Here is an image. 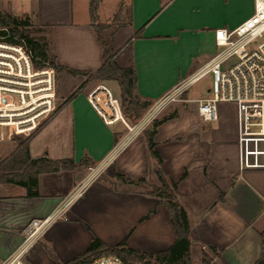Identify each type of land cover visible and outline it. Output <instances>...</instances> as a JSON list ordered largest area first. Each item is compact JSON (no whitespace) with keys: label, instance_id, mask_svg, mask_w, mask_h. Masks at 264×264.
Masks as SVG:
<instances>
[{"label":"crops","instance_id":"crops-1","mask_svg":"<svg viewBox=\"0 0 264 264\" xmlns=\"http://www.w3.org/2000/svg\"><path fill=\"white\" fill-rule=\"evenodd\" d=\"M227 2L221 0L224 6ZM239 2L232 0L233 7ZM248 2L252 7L235 21L205 15L201 0H34L23 7L30 20L38 18L37 26L49 36L50 54L64 68L57 72L71 80L69 91L81 88L72 96L69 91L63 94L56 113L28 139L31 160L73 164L56 173L39 174L32 188L38 197H28L20 185L0 181L4 188L11 185L19 191L3 188L0 193V257L17 250L31 220L57 211L61 216L32 244L26 257L29 264H57L51 252L58 261L69 263L96 237L109 248L125 241L127 248L152 255L174 245L169 212L149 193L161 183L145 136L165 109L151 122L149 113L214 54L216 30L233 29L253 14L254 0ZM95 25L106 27L103 41L107 33L118 46L112 52L115 64L135 72V94L147 103L136 123L123 111L125 123L106 125L88 103V94L99 85L115 86L121 99L117 82L94 76L105 67V48ZM205 87L199 99L206 97ZM184 97L188 107L157 128L154 150L162 159V175L178 183L176 194L191 225L192 264H201L202 252L210 248L217 250L218 264H256L264 253V138L241 142L237 108L230 104L219 105V120L210 128L198 117L199 99H191L189 93ZM83 161L102 170V178L89 176L88 166H80ZM117 174L144 180L150 188L124 183ZM81 184L85 186L80 195L68 203ZM65 241L70 242L69 248L60 250L57 245Z\"/></svg>","mask_w":264,"mask_h":264},{"label":"built area","instance_id":"built-area-1","mask_svg":"<svg viewBox=\"0 0 264 264\" xmlns=\"http://www.w3.org/2000/svg\"><path fill=\"white\" fill-rule=\"evenodd\" d=\"M3 1L26 3L34 0ZM214 42V54L197 72L158 100L148 120L153 121L172 103L184 101L191 87L205 81L206 97L196 101L197 114L203 122L219 120V105H234L240 141L264 138V0H254L253 14L237 27L216 30ZM87 100L106 125L125 123L120 101L106 86H97ZM58 102L56 70L49 63L37 67L36 58L26 42L12 40L9 31L0 29V143L14 137L29 139L34 136L56 113ZM89 170L97 174L95 168ZM84 186L77 187L68 203L80 195ZM61 214L57 211L46 218L31 220L23 230L22 244L8 257H0V264H29L26 257L32 244ZM89 264L127 263L117 256H102Z\"/></svg>","mask_w":264,"mask_h":264},{"label":"trees","instance_id":"trees-1","mask_svg":"<svg viewBox=\"0 0 264 264\" xmlns=\"http://www.w3.org/2000/svg\"><path fill=\"white\" fill-rule=\"evenodd\" d=\"M95 10L96 7L93 1L91 6V15L93 17V21L95 20ZM95 26L99 40L102 42L103 47L105 48V67L94 76L98 80L115 81L118 83L121 89L122 108L124 114L132 122L136 123L141 119L144 110L147 107V103L142 102L135 94L137 80L135 72L132 69H121L115 64L113 60L114 55H112L108 49V45L102 40L101 37V34L106 29V27L102 25ZM0 29H6L9 31L12 35V40L16 39L18 42H26L27 46L31 49L36 58L37 67H41L46 63H49V66L56 71L64 70V68L62 69L55 64L54 59L48 52V43L44 38L34 40L23 35L19 30L18 22L15 19H11L8 15L2 13L1 11ZM2 34L5 35L6 32L3 31ZM65 70L73 75L79 74L74 70ZM90 76L93 77V75ZM175 117L176 114H172L164 117L161 120H155L152 122L150 130L145 131L149 151L153 159L156 161L155 172L161 183L160 187H151L149 193L151 196L159 198L161 203L169 212L170 221L176 234V242L174 245L167 251L152 255L127 248L125 241L113 248H109L99 238L96 237L91 243L90 247L83 254L69 263H62L53 258L57 264H89L95 258L102 256H117L123 259L127 264H132L137 260L145 261L146 264H192L191 248L193 244L189 236L191 225L188 214L179 202L176 194L178 183L169 182L162 175L160 171L162 159L154 150V136L156 134L157 128L162 123ZM21 146L23 149L11 159H9L7 163H5V161L0 162V181H3L7 184L20 185L21 187L26 188L28 197H38V193H33L32 188H36L39 174L56 173L59 172L61 168H66L69 164H73L72 161L52 162L47 159L31 160L28 151V139L24 140V143ZM80 166H88V168L96 167L95 164H89L87 161H83ZM116 178L127 184H143L146 187H149L144 180L133 181L118 174L116 175ZM86 228L91 231L88 226H86ZM217 256V250L210 248L208 252H202L201 264H218L214 261L215 257ZM256 264H264V253L262 258Z\"/></svg>","mask_w":264,"mask_h":264},{"label":"rangeland","instance_id":"rangeland-1","mask_svg":"<svg viewBox=\"0 0 264 264\" xmlns=\"http://www.w3.org/2000/svg\"><path fill=\"white\" fill-rule=\"evenodd\" d=\"M228 1H230V4H229V2H227L228 4H226L224 6L221 3V0H220V2H216L215 4H214L213 0H201L205 15H209V17H213V18H220V20L222 18H224L225 20L235 21V20L239 19L241 16H243L250 7H252V2H248V0H241V3L239 2V4L236 7H233L232 0H228ZM224 2H225V0H224ZM30 3L31 2L20 3L18 1H13V2L9 3V2H5L3 0H0V11L4 14L8 15L11 19H15L18 22L19 30L22 32L23 35H25L31 39H34V40L44 38L48 43V52L50 54L49 48L51 46V41L49 39V36L47 34H43L41 32L42 30L40 29V27L37 26L39 23L38 18L33 16L30 20L28 15L26 14L24 8H23V7H28L30 5ZM125 15H126V19H127L128 13H126ZM97 22L100 24L101 22H104V19L103 18L99 19ZM103 39H104L105 43L108 45V49L110 50L111 53L112 52L115 53L119 50L118 46L116 44H114V42L112 41V38L110 37L109 34L105 33ZM119 61L121 62V61H123V59H120ZM201 62L203 63L204 59H201ZM85 76H88V75H85ZM69 81H71V80H68L65 77V75L63 74V72H60V71L57 72L56 71V92H57V98L59 99V102H58L59 104H58L57 109H59V107L62 104V102L60 101L61 96L71 89V85L69 84ZM206 84H207V82L204 81L201 84H197V85L191 87L187 92V93H189V97L191 99H199L201 97L199 95V93L202 92V89L204 86H206ZM106 87L111 91L112 95L115 98L119 99V101H122L120 99V97H118V91L115 88V86L106 85ZM80 88H81V86L78 87V89L76 88L72 92L69 91L70 95L72 96L73 94H76ZM184 98L188 99L187 96ZM187 105L188 104H186L184 101L172 103L171 105H169L165 109V112H163V114L158 119L161 120L164 117H167L169 115L177 113V112L183 110L184 108H187L188 107ZM102 107L104 108L103 105H102ZM216 124H217L216 122L209 123L208 126L210 128H214L216 126ZM24 140H25V138H23L21 136V137H14L11 141L1 142L0 143V162L5 161V163H7L8 160L11 159L12 156L16 155L19 151H21L23 149L21 145L24 143ZM95 170L97 172L96 177L102 178L104 172L102 170H99L98 167H96ZM20 173H21V171H20ZM87 173L89 174V176H91L93 174V172H91L90 170H88ZM8 186H6L4 188L3 185L0 184V193L3 191V188H4V190L6 189V191H7V189L10 190V188H11V190H10L11 193L19 192V191H17V188H15L14 186H11V185H8ZM137 190H141V189H137ZM7 193H9V192H7ZM91 232L93 233L92 230H91ZM22 235H23V232H22ZM69 243L70 242L65 241V242L58 244L57 246L60 250H64V249L69 248ZM40 244H42V243H40ZM77 245L78 244H77V236H76V244L73 246L76 252H77ZM51 254H52V256H51L52 259L56 257L53 254V252H51ZM132 264H146V262L137 260V261H134Z\"/></svg>","mask_w":264,"mask_h":264}]
</instances>
